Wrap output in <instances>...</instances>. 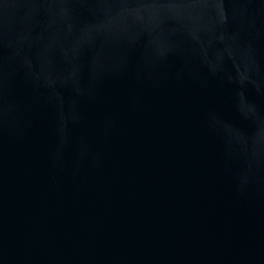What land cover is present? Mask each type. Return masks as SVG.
<instances>
[{
	"label": "water",
	"instance_id": "95a60500",
	"mask_svg": "<svg viewBox=\"0 0 264 264\" xmlns=\"http://www.w3.org/2000/svg\"><path fill=\"white\" fill-rule=\"evenodd\" d=\"M0 264H264V0H0Z\"/></svg>",
	"mask_w": 264,
	"mask_h": 264
}]
</instances>
